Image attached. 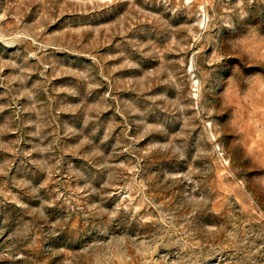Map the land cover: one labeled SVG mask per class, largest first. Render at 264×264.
Masks as SVG:
<instances>
[{
    "label": "rangeland",
    "instance_id": "1",
    "mask_svg": "<svg viewBox=\"0 0 264 264\" xmlns=\"http://www.w3.org/2000/svg\"><path fill=\"white\" fill-rule=\"evenodd\" d=\"M0 264H264V0H0Z\"/></svg>",
    "mask_w": 264,
    "mask_h": 264
}]
</instances>
